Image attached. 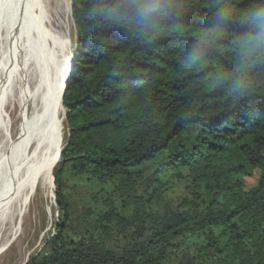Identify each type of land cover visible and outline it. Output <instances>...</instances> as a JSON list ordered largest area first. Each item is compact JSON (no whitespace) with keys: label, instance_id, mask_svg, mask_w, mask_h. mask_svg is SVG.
<instances>
[{"label":"trees","instance_id":"16d2710c","mask_svg":"<svg viewBox=\"0 0 264 264\" xmlns=\"http://www.w3.org/2000/svg\"><path fill=\"white\" fill-rule=\"evenodd\" d=\"M71 4L61 221L27 264H264V43L243 19L264 0ZM74 180L100 188L83 234Z\"/></svg>","mask_w":264,"mask_h":264},{"label":"bare ground","instance_id":"6f19581e","mask_svg":"<svg viewBox=\"0 0 264 264\" xmlns=\"http://www.w3.org/2000/svg\"><path fill=\"white\" fill-rule=\"evenodd\" d=\"M71 31V0H0V52L4 51V44H13L16 58L25 44L32 43L33 50L25 62L19 58L14 59L15 61L11 58L21 66L20 77L17 74L16 77L13 76V73L11 75L10 71L6 70V65L3 66L5 63L0 64V89L5 83L13 88L15 82L20 89H27L22 101L23 117L29 120V124L20 135L25 136L28 154L35 164L34 167L38 166L37 170L41 175L40 190L43 195L41 197L44 200L50 192V183H53V172L61 160V137L66 124L62 101L74 54ZM42 39L50 49L42 45ZM32 191L34 188L30 186L24 195L23 208L27 207V201L32 202L35 197ZM23 222L24 218H20L18 225L21 227ZM16 228L18 230L17 226ZM8 238L6 231L1 230L0 261L11 244L12 239Z\"/></svg>","mask_w":264,"mask_h":264},{"label":"rangeland","instance_id":"374dc122","mask_svg":"<svg viewBox=\"0 0 264 264\" xmlns=\"http://www.w3.org/2000/svg\"><path fill=\"white\" fill-rule=\"evenodd\" d=\"M17 19V24L19 25V18L17 17ZM14 35L13 37H15ZM74 37L75 27L72 18L71 39L74 41L75 45ZM41 42L44 47L50 49L44 39H42ZM4 45V53L2 51L0 52V55L2 56L0 57V64L5 63L3 66L6 65L5 68L10 71L11 75L13 73V76L16 77L18 75V77H20L19 71L21 66L17 65L13 60L19 58V60L25 62L33 50V48H31L32 43L30 42V45L25 44V47L19 52L21 54L16 57L17 59L15 58L16 49L14 45ZM74 50L75 49H73V51ZM11 55L12 57H9ZM0 84H2V81H0ZM1 89L0 231H6V235L9 236L8 239L12 240L2 256L0 264H27L33 257L42 252L47 241L56 235L55 225L61 221V212L57 203L54 172L53 183H50V192H48L47 199L44 200L41 197L43 195L40 190L41 175L37 170L38 166L34 167L35 164L32 162L28 154L25 136L21 137L20 135V132H24V127H27L29 124V120H25L23 117L24 101H22V99L24 100L25 98L24 95L27 89H20V86H17L16 82L13 84V88L8 83H5V85L1 86ZM65 123L61 137L63 144L61 152L69 136L66 119ZM59 164L60 162L57 166ZM258 177L259 174L257 173L254 178L248 179V186H256ZM148 184L149 183L144 185L143 188ZM94 185L95 184L90 182H81V180H74L68 185L67 198L73 211L75 219L73 232L76 234H83L85 232V228H83V216H85L83 200L89 197L92 193L100 190V188L95 187ZM30 186L34 188L32 193L35 194V197L32 199V202L27 201V207L23 208L24 205L22 203L24 202V195L28 192ZM21 214L23 215L20 216ZM20 218H24L21 227L18 225ZM16 226L18 227V230Z\"/></svg>","mask_w":264,"mask_h":264},{"label":"clouds","instance_id":"9594fccd","mask_svg":"<svg viewBox=\"0 0 264 264\" xmlns=\"http://www.w3.org/2000/svg\"><path fill=\"white\" fill-rule=\"evenodd\" d=\"M218 20L220 17L217 18ZM245 23L250 25V30L252 35L248 37L249 41L256 43H264V7H259L255 10L246 13L243 17ZM220 31L219 27H210L203 30L204 36L203 40H210L214 38L216 34ZM195 47H193L187 55V58L190 60H198L201 58V46L199 42H195Z\"/></svg>","mask_w":264,"mask_h":264},{"label":"water","instance_id":"95a60500","mask_svg":"<svg viewBox=\"0 0 264 264\" xmlns=\"http://www.w3.org/2000/svg\"><path fill=\"white\" fill-rule=\"evenodd\" d=\"M71 3H72V0H71ZM72 64H73V59H72L71 65H70V74H69V78H68V81H67V84H66V87H65V91H66V88H67V86H68V84L70 82L71 72H72ZM65 91H64V94H65Z\"/></svg>","mask_w":264,"mask_h":264}]
</instances>
